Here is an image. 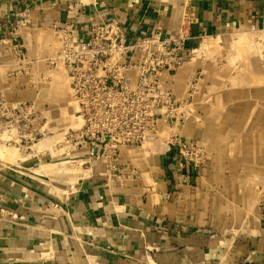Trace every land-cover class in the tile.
Instances as JSON below:
<instances>
[{
  "label": "crops",
  "instance_id": "1",
  "mask_svg": "<svg viewBox=\"0 0 264 264\" xmlns=\"http://www.w3.org/2000/svg\"><path fill=\"white\" fill-rule=\"evenodd\" d=\"M112 22L125 31L127 54L155 35L190 47L202 36L263 25L264 0H0V121L2 108L31 102L32 93L40 105L34 93L43 80L52 86L69 38L87 41ZM180 74L162 72V85ZM161 140L135 146L106 137L86 147L74 191L0 204V264H223L217 235L202 227L201 178ZM248 225L237 243L229 240L232 255L225 247L227 264H264V211Z\"/></svg>",
  "mask_w": 264,
  "mask_h": 264
},
{
  "label": "rangeland",
  "instance_id": "2",
  "mask_svg": "<svg viewBox=\"0 0 264 264\" xmlns=\"http://www.w3.org/2000/svg\"><path fill=\"white\" fill-rule=\"evenodd\" d=\"M63 50L54 62L52 86L43 80L34 93L40 105L32 93L31 102L2 108L0 204L74 191L85 177L86 147L100 139L140 146L163 138L200 176L202 227L217 235L219 262L227 264L225 247L231 255L235 247L228 242L237 243L247 221L254 229L264 211V24L202 36L185 46L184 61L173 72L184 70V77L156 91L167 103L153 107L164 117L153 120L84 119Z\"/></svg>",
  "mask_w": 264,
  "mask_h": 264
},
{
  "label": "built area",
  "instance_id": "3",
  "mask_svg": "<svg viewBox=\"0 0 264 264\" xmlns=\"http://www.w3.org/2000/svg\"><path fill=\"white\" fill-rule=\"evenodd\" d=\"M185 41L161 35L139 39L130 54L124 29L115 22L97 26L87 41L69 38L64 60L87 120H153L162 72L176 71L185 58ZM135 52H139L136 56ZM138 70L136 77L132 70ZM134 78H136L134 80ZM155 108V107H154ZM153 109V110H152ZM103 134V131L101 132ZM98 133V138L103 136ZM101 143V139L98 140Z\"/></svg>",
  "mask_w": 264,
  "mask_h": 264
},
{
  "label": "bare ground",
  "instance_id": "4",
  "mask_svg": "<svg viewBox=\"0 0 264 264\" xmlns=\"http://www.w3.org/2000/svg\"><path fill=\"white\" fill-rule=\"evenodd\" d=\"M111 121V120H110Z\"/></svg>",
  "mask_w": 264,
  "mask_h": 264
}]
</instances>
